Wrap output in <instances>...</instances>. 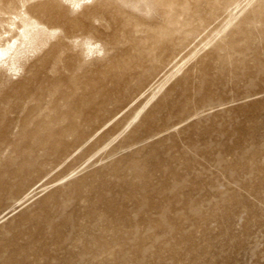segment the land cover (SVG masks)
I'll return each mask as SVG.
<instances>
[{
	"label": "rangeland",
	"instance_id": "1",
	"mask_svg": "<svg viewBox=\"0 0 264 264\" xmlns=\"http://www.w3.org/2000/svg\"><path fill=\"white\" fill-rule=\"evenodd\" d=\"M0 264H264V0H0Z\"/></svg>",
	"mask_w": 264,
	"mask_h": 264
},
{
	"label": "bare ground",
	"instance_id": "2",
	"mask_svg": "<svg viewBox=\"0 0 264 264\" xmlns=\"http://www.w3.org/2000/svg\"><path fill=\"white\" fill-rule=\"evenodd\" d=\"M2 35L0 34V41H2ZM5 46L6 47H2V45H0V59L4 56H6L10 51H12L14 49L15 43H11L10 41H6L5 40Z\"/></svg>",
	"mask_w": 264,
	"mask_h": 264
}]
</instances>
